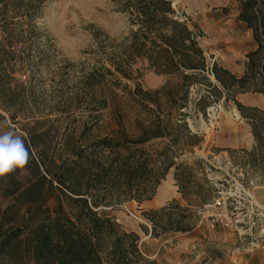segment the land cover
Segmentation results:
<instances>
[{"label": "rangeland", "instance_id": "obj_1", "mask_svg": "<svg viewBox=\"0 0 264 264\" xmlns=\"http://www.w3.org/2000/svg\"><path fill=\"white\" fill-rule=\"evenodd\" d=\"M127 1L0 0V114L6 119L0 121V132L8 130L6 125L22 138H26L24 125L30 131H44L46 135L37 143L45 146L49 159L78 145L88 147L105 137L119 138V117L128 136H140L151 116L131 96L135 85L144 91L173 88L181 93V80L155 75L141 63L133 66L134 80L105 73V69L113 71L110 58L118 45L137 29L131 12L124 9ZM170 1L179 20L199 33L198 43L209 66L217 63L242 76L246 55L256 44L252 32L237 20L239 0ZM90 74L102 83L81 96V85ZM208 79L215 84L212 76ZM208 90L196 80L189 87L185 108L178 111L179 106H173L170 136L140 146L154 158L169 146L175 163L192 169L195 186H204L200 195H182L184 202L177 201L194 213L195 227L151 236L146 214L171 202L166 189L171 190L168 178L174 169L150 200L116 204L114 193L112 207L101 209L125 231L137 234L143 254L159 264H264V217H256L261 207L253 200L260 204L264 198V140L258 143L253 134L259 129L264 139V97L224 91L217 100L209 97ZM233 96L245 110H238ZM201 97L209 99L200 101ZM106 99L109 107L100 110L98 103ZM91 100L95 106L89 105ZM251 108L257 113L249 112ZM13 113L15 122L10 120ZM246 116H255V128ZM183 118L194 138L175 127ZM88 127L91 130L83 134ZM232 194L256 207L250 220L244 218L245 210L238 211L239 220H244L240 226L247 229L243 236H238L237 226L226 228L220 221L213 222L224 207L213 215L203 211L213 198L222 201Z\"/></svg>", "mask_w": 264, "mask_h": 264}, {"label": "trees", "instance_id": "obj_2", "mask_svg": "<svg viewBox=\"0 0 264 264\" xmlns=\"http://www.w3.org/2000/svg\"><path fill=\"white\" fill-rule=\"evenodd\" d=\"M124 6L137 29L118 45L110 58L113 71L105 69V73L134 80L133 66L141 63L155 75L180 77L178 87L182 92L173 88L144 91L136 84L131 96L151 116L139 137L128 136L119 117V138L105 137L88 147L78 145L53 159L47 157L45 146L37 143L46 133L30 131L24 125L29 162L25 168L0 177V264H159L143 254L137 234L125 231L101 208L112 207L114 193L116 204L150 200L171 169L175 170L174 180L181 195L189 198L201 194L204 186H195L192 169L176 164L169 156V146L156 158L140 148L170 136L173 106L178 105V111L185 108L189 87L196 80L204 82L209 97L217 100L224 91L264 97V0H239L237 20L252 32L256 44V49L246 55L242 76L217 63L209 66L198 43L199 33L179 20L170 0H128ZM208 76L214 78L215 84ZM96 78L95 74L85 78L81 96L102 83H97ZM113 81L117 86L121 84ZM110 94L114 98L112 89ZM209 97H201L200 101ZM94 103L91 100L89 105ZM235 104L239 111L245 110L236 100ZM98 105L100 110L109 107L107 99ZM248 111L257 113L252 108ZM246 118L255 128V116ZM10 120L16 121L15 113ZM0 121H6L1 114ZM175 127L194 138L184 118ZM90 130L88 127L83 134ZM253 134L258 143L263 142L259 129H254ZM146 216L154 238L189 231L197 219L176 200Z\"/></svg>", "mask_w": 264, "mask_h": 264}, {"label": "clouds", "instance_id": "obj_3", "mask_svg": "<svg viewBox=\"0 0 264 264\" xmlns=\"http://www.w3.org/2000/svg\"><path fill=\"white\" fill-rule=\"evenodd\" d=\"M0 132V177L27 166L30 153L23 138L8 127Z\"/></svg>", "mask_w": 264, "mask_h": 264}, {"label": "built area", "instance_id": "obj_4", "mask_svg": "<svg viewBox=\"0 0 264 264\" xmlns=\"http://www.w3.org/2000/svg\"><path fill=\"white\" fill-rule=\"evenodd\" d=\"M228 197L223 199L222 201L217 200L215 203L218 207H224V209L220 210L213 218V222L220 221L221 224L226 228L235 227L238 236H243L247 233V229L240 226L243 224L244 220H239V212L245 210L244 218L247 217L250 220L251 215H256V207L252 206L250 202L245 201V199H241L238 201L236 195H227ZM228 202L229 205L226 203ZM260 212L256 217H264V208H259ZM249 223V222H248ZM255 224V221L252 223ZM239 225V226H238ZM262 231H264V226L262 227Z\"/></svg>", "mask_w": 264, "mask_h": 264}, {"label": "crops", "instance_id": "obj_5", "mask_svg": "<svg viewBox=\"0 0 264 264\" xmlns=\"http://www.w3.org/2000/svg\"><path fill=\"white\" fill-rule=\"evenodd\" d=\"M221 2V1H220ZM244 148V147H242ZM168 183L170 184V188L171 190H167L166 191L168 192V194H170V197H169V200H176V201H179V202H184V198L183 196L178 192V187L176 186V182L174 180V173H173V170L171 171L170 173V177L168 178ZM251 197V196H250ZM217 200H221L220 197H216V198H213L210 202H207L206 204H204L203 206V211L204 213L206 212L207 214L211 213L210 215H213L215 213H217L220 208L215 204V202ZM254 202L259 205V207L263 208L264 207V198L263 200L261 201V203L259 204L255 199H253ZM157 207H160V206H154V208H157ZM220 229L223 228V226L220 224L218 226ZM222 227V228H221Z\"/></svg>", "mask_w": 264, "mask_h": 264}]
</instances>
